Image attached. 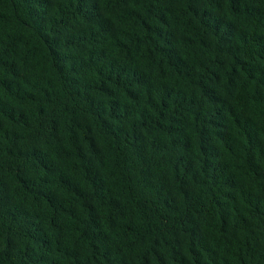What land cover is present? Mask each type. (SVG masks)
Here are the masks:
<instances>
[{
  "label": "trees",
  "instance_id": "trees-1",
  "mask_svg": "<svg viewBox=\"0 0 264 264\" xmlns=\"http://www.w3.org/2000/svg\"><path fill=\"white\" fill-rule=\"evenodd\" d=\"M0 264H264V0H0Z\"/></svg>",
  "mask_w": 264,
  "mask_h": 264
}]
</instances>
